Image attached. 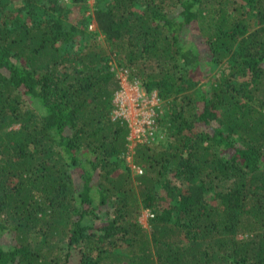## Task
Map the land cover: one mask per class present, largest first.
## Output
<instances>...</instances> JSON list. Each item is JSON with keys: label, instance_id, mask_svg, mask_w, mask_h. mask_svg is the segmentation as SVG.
<instances>
[{"label": "trees", "instance_id": "trees-1", "mask_svg": "<svg viewBox=\"0 0 264 264\" xmlns=\"http://www.w3.org/2000/svg\"><path fill=\"white\" fill-rule=\"evenodd\" d=\"M117 68L160 100L142 174ZM1 238L0 264H264V0H0Z\"/></svg>", "mask_w": 264, "mask_h": 264}, {"label": "built area", "instance_id": "built-area-1", "mask_svg": "<svg viewBox=\"0 0 264 264\" xmlns=\"http://www.w3.org/2000/svg\"><path fill=\"white\" fill-rule=\"evenodd\" d=\"M119 89L114 94L115 105L114 119H122L127 122L130 129L128 136L129 153L132 156L138 143H147L155 139L158 119L162 114L160 100L156 91L148 92L142 83L130 76L125 68L116 71ZM160 110V111H159ZM129 163V162H128ZM137 174H142L140 168L134 166ZM148 215L152 216L148 211Z\"/></svg>", "mask_w": 264, "mask_h": 264}, {"label": "rangeland", "instance_id": "rangeland-1", "mask_svg": "<svg viewBox=\"0 0 264 264\" xmlns=\"http://www.w3.org/2000/svg\"><path fill=\"white\" fill-rule=\"evenodd\" d=\"M68 2H69V1H68ZM89 4H90V5H93V4H94V0H89ZM78 16H79L78 12H77V13H74L73 16H72V20H74V19L77 18ZM89 31H91V32H98V30H97V26H96V24H95L94 21L91 22V25H90ZM193 33H194V32H193ZM194 34H196V33H194ZM191 36H192V35L189 36V39L191 38ZM100 38H102V37H100ZM120 69H121V68H117L116 71H118V70H120ZM160 129H162V127H160ZM160 129L157 130V133L160 132V134L157 135V133H156V135H155V140H154V141L158 140L159 138H160V139H163V132L161 133ZM128 162H129V163H128ZM127 164H128V166L131 167V169L133 170V173H134V174H137L136 171L134 170V169H135V168H134L135 165H134V162L132 161V156H128V158H127ZM148 216H149V215H148V210H144L143 215H142V217H141V222H142L145 226H147V219H148ZM3 244H4V245L7 244V240H6L5 238H1V239H0V245H3Z\"/></svg>", "mask_w": 264, "mask_h": 264}]
</instances>
